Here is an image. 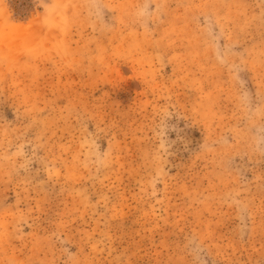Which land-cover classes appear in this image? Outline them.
I'll return each mask as SVG.
<instances>
[{"label":"rangeland","instance_id":"1","mask_svg":"<svg viewBox=\"0 0 264 264\" xmlns=\"http://www.w3.org/2000/svg\"><path fill=\"white\" fill-rule=\"evenodd\" d=\"M0 264H264V0H0Z\"/></svg>","mask_w":264,"mask_h":264}]
</instances>
